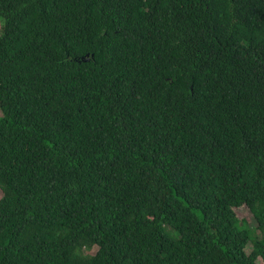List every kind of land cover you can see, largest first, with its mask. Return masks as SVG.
<instances>
[{
	"label": "trees",
	"instance_id": "16d2710c",
	"mask_svg": "<svg viewBox=\"0 0 264 264\" xmlns=\"http://www.w3.org/2000/svg\"><path fill=\"white\" fill-rule=\"evenodd\" d=\"M0 20V264H264V0Z\"/></svg>",
	"mask_w": 264,
	"mask_h": 264
},
{
	"label": "rangeland",
	"instance_id": "374dc122",
	"mask_svg": "<svg viewBox=\"0 0 264 264\" xmlns=\"http://www.w3.org/2000/svg\"><path fill=\"white\" fill-rule=\"evenodd\" d=\"M2 24V21L0 20V26ZM2 195V192L0 190V197ZM237 217L238 218H245L247 220H249L248 222H250V224L253 223V216L252 213L246 208V207H239L235 209ZM94 250V249H93Z\"/></svg>",
	"mask_w": 264,
	"mask_h": 264
},
{
	"label": "water",
	"instance_id": "95a60500",
	"mask_svg": "<svg viewBox=\"0 0 264 264\" xmlns=\"http://www.w3.org/2000/svg\"><path fill=\"white\" fill-rule=\"evenodd\" d=\"M88 56V55H87ZM83 60H88V57L83 58Z\"/></svg>",
	"mask_w": 264,
	"mask_h": 264
},
{
	"label": "clouds",
	"instance_id": "9594fccd",
	"mask_svg": "<svg viewBox=\"0 0 264 264\" xmlns=\"http://www.w3.org/2000/svg\"><path fill=\"white\" fill-rule=\"evenodd\" d=\"M66 230V229H65Z\"/></svg>",
	"mask_w": 264,
	"mask_h": 264
}]
</instances>
